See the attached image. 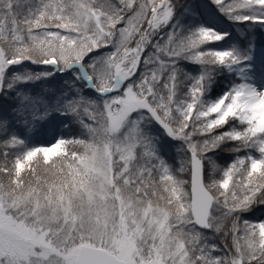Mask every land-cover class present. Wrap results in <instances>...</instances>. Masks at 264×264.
Here are the masks:
<instances>
[{
	"label": "snow or ice",
	"instance_id": "snow-or-ice-1",
	"mask_svg": "<svg viewBox=\"0 0 264 264\" xmlns=\"http://www.w3.org/2000/svg\"><path fill=\"white\" fill-rule=\"evenodd\" d=\"M254 29L264 0H0V264H264Z\"/></svg>",
	"mask_w": 264,
	"mask_h": 264
},
{
	"label": "trees",
	"instance_id": "trees-1",
	"mask_svg": "<svg viewBox=\"0 0 264 264\" xmlns=\"http://www.w3.org/2000/svg\"><path fill=\"white\" fill-rule=\"evenodd\" d=\"M147 51L148 52H151L152 49L149 48ZM145 55H147V52L145 53ZM142 67H143V65L141 64V68ZM181 68L182 69H185L186 71H188L190 73H192L193 70L195 72H198L199 71V67L198 66H195V65L182 64L181 65ZM230 79H233V77L229 76L228 78H225V76H223V75L220 76L218 78V83L215 86L214 92L212 93V95L213 96L217 95L219 93V91L222 90L229 83V80ZM61 131H62V133L64 135H70V134L78 135L79 134L78 129H75V128L73 130H71V131L64 130V129H61ZM29 138H30L29 139V144L30 145H39V144H45V143L49 142L52 139V136H51V132H49V133L39 134V135H36V136H33V137L29 136ZM240 154L243 155V153H240ZM235 156H236V154L235 153H232L230 151H227V150L221 151L219 153V155L217 157H215L216 163L218 165H220L221 167H226L227 164L230 163L235 158ZM169 160L171 161V164L173 166H176V167L179 166L178 165V162L176 160H174L172 157H170ZM182 178L187 179L188 177L185 175ZM206 178H207V173H206ZM263 212H264V206L256 205L250 211L241 214V219L242 220L243 219H247V220L252 221L249 218L250 214H252V215H258L259 216V214H261ZM209 235H211V234L209 233ZM216 242L217 243H221L220 239H218V238L216 239Z\"/></svg>",
	"mask_w": 264,
	"mask_h": 264
},
{
	"label": "rangeland",
	"instance_id": "rangeland-1",
	"mask_svg": "<svg viewBox=\"0 0 264 264\" xmlns=\"http://www.w3.org/2000/svg\"><path fill=\"white\" fill-rule=\"evenodd\" d=\"M217 23L220 24L221 27L227 28L230 32H232L233 37H232L231 43L246 44V41H244V35L246 32H249L248 29H246L242 26H235V25L229 26L226 22H222L220 20H217ZM249 38L254 40L255 43L257 44V46L264 45V29L252 30V32H250V34H249ZM134 45H135V40H133V42L130 46H134ZM219 46L220 45H218V47ZM224 46L227 47V45H224ZM101 51H108V50L102 49ZM34 91H39V89H34ZM39 130L40 129L37 128L34 131V133L38 132ZM165 144H167V149H172L173 152L176 153L175 148L170 143L165 142Z\"/></svg>",
	"mask_w": 264,
	"mask_h": 264
}]
</instances>
